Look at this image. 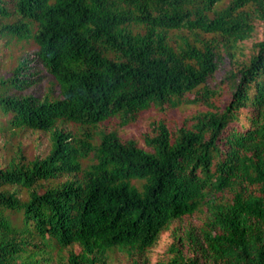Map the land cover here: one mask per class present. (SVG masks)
<instances>
[{
	"label": "trees",
	"instance_id": "1",
	"mask_svg": "<svg viewBox=\"0 0 264 264\" xmlns=\"http://www.w3.org/2000/svg\"><path fill=\"white\" fill-rule=\"evenodd\" d=\"M256 21L264 0H0L2 47L35 45L0 62V134H49L44 155L0 166V264H264V37L235 58ZM224 57L235 70L215 81ZM181 106L143 145L95 130Z\"/></svg>",
	"mask_w": 264,
	"mask_h": 264
},
{
	"label": "rangeland",
	"instance_id": "2",
	"mask_svg": "<svg viewBox=\"0 0 264 264\" xmlns=\"http://www.w3.org/2000/svg\"><path fill=\"white\" fill-rule=\"evenodd\" d=\"M264 37V25L256 21L255 31L253 35L244 39L239 43V49L236 51V60H245L253 52V44ZM0 41V62L5 66H12L15 63L16 57L22 52L32 50L35 45L29 42H12L7 47H2ZM235 61H231L224 57V61L219 71L215 74V81H220L224 74L229 70H235ZM41 90L55 91L57 85L53 82L51 76H48L42 81ZM228 96H225L222 101V106L227 102ZM194 110L193 106H181L175 109H169L165 112H159L154 109H148L139 114L135 122L119 127L113 121H106L97 125V131L102 129H115L119 136L122 138L132 137L138 141L140 145L143 142L140 139V133L144 132L150 122L163 118L169 125H175L180 122L184 114H187ZM64 125V124H63ZM66 129L75 130V126L71 123H67ZM49 145V134L43 131L21 130L13 133L0 134V166L4 164L9 156L16 155L21 150V153L25 157L32 158L36 155H44L47 152ZM186 222L197 223L196 216L184 219L181 222H172L168 229L163 230L157 239V241L147 249L145 252V258L151 263L161 260L166 257V249L172 241V230L182 229V225ZM74 249L77 247L74 246ZM135 255H130L123 251H110L104 259V264H132V260Z\"/></svg>",
	"mask_w": 264,
	"mask_h": 264
}]
</instances>
